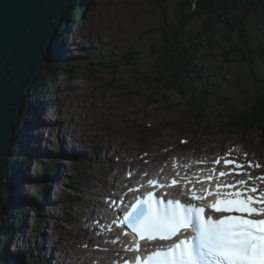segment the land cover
Segmentation results:
<instances>
[{
    "label": "rangeland",
    "instance_id": "rangeland-1",
    "mask_svg": "<svg viewBox=\"0 0 264 264\" xmlns=\"http://www.w3.org/2000/svg\"><path fill=\"white\" fill-rule=\"evenodd\" d=\"M92 1V8L86 11L85 20L70 23L69 33L59 36L62 37L59 38V43L78 49L81 46L94 49V61H98L100 55L97 54L101 51L102 58L112 67L97 78H89L91 75L87 74V69L91 61H84L83 55L79 57L80 60L76 58L69 64L70 61L63 63L65 69L74 67V72L61 75L62 72L58 73L56 70V78L50 82L47 80L42 92L31 95L39 101L37 109L31 103L28 118H32L33 112L39 110L36 115L39 121L35 118V123L32 124L33 120H30L27 131L15 134L20 137L17 145L28 147L29 152L26 153L32 155L38 151L27 144L36 142L38 138L37 146L42 149L46 143H50L48 148L54 154H49L48 158L38 157L41 160L38 165L34 162L28 163L24 169L27 173L25 176H21L20 172L16 173L15 193L20 199H24V204L19 201L13 203L18 211L9 210L10 217L3 223L4 226H9L7 231L10 232L2 246L6 248L9 257V260L3 257L5 264H19L14 259L15 255L18 259L22 258L21 264L45 263L55 256L59 257L57 249L65 243H72L73 234H86L88 238L94 235L86 230L90 224L87 218L94 217L91 209L103 199L101 194L108 192H97L95 187L101 190L100 179L103 174L112 182L111 175L118 172L113 163L117 159L113 156V142L118 145L117 148L124 147L125 144L128 151L137 145L141 147V151L143 148L152 147L161 154L165 153L164 158L155 162V168L162 166L159 162L162 159H173L178 154L196 153L200 159L216 160L217 156L239 151L241 156H248L253 161L248 163L249 166L259 165L255 167L264 177V135L253 130H234L228 133L222 130L230 119L229 113L240 115L244 102L253 99L254 79L248 73L249 70L254 68L264 81V58L246 61L241 55L226 54L229 48L221 35L212 43L218 60H212L210 55H206V59L198 63L196 74L200 82L197 87L199 94L181 96L173 91H164L151 86L148 81L154 74L157 57L151 53L152 46L159 45L164 27L175 25L179 17L172 0ZM157 2L166 9L165 13H162ZM247 20L250 22L246 29L253 37L254 47L259 45L258 48L264 50V26L255 17ZM201 22L200 19L190 22L184 29L186 34L196 33ZM222 34L238 40L236 33L223 31ZM257 37L262 43L257 41ZM205 53L206 51L203 52ZM219 55L226 56V61ZM230 61L232 66L224 64ZM91 69L92 67L89 68L90 72L93 71ZM74 77L79 80H73ZM239 80L245 81L244 84ZM53 89L55 94L46 97V100V92L50 93ZM43 100L47 101L45 109L40 105ZM198 108H203L204 113L196 114L194 110ZM45 111L48 116L44 115ZM36 124L39 126L37 129L34 126ZM61 141L64 143V151L58 147ZM74 142L81 144V148L76 145L79 150L77 153L83 152L85 158L75 163L73 160L63 162L62 168L52 165L59 160L58 155H64L63 152L69 150L67 144L71 146ZM161 143L168 147L162 149ZM105 149L108 152L103 154ZM12 153L16 157L11 155V159H23L22 154L16 151ZM92 154L94 158H91ZM102 156L104 163L95 164ZM88 158H91L90 163L87 162ZM125 162V169L130 170L128 160ZM216 162L220 164V161ZM58 168L62 169L61 172L53 177ZM45 169L47 175L43 178V173L40 175V172ZM100 169L103 170L102 173ZM200 169L203 170V167ZM126 170L123 171L124 177L128 176ZM33 174L40 175L38 183ZM146 174L151 175V172ZM48 189L49 195L46 196ZM33 194H38V200ZM12 197L11 195L10 199L14 200ZM45 198L47 199L44 204ZM31 202L35 203V209L41 215L38 222L34 220L36 215L30 212ZM5 211L4 209L1 213L2 217ZM15 213H22L23 220L20 228L11 231ZM60 238L63 240L61 245ZM50 242H53L51 247L56 243L53 255L49 248ZM18 245L22 248L18 249Z\"/></svg>",
    "mask_w": 264,
    "mask_h": 264
},
{
    "label": "trees",
    "instance_id": "trees-1",
    "mask_svg": "<svg viewBox=\"0 0 264 264\" xmlns=\"http://www.w3.org/2000/svg\"><path fill=\"white\" fill-rule=\"evenodd\" d=\"M171 2L175 4L174 6L179 17L175 25H166L164 27L160 36L161 41L159 45L157 46L154 44L152 46L151 53L157 55V57L154 65V74L149 81L147 80L151 86H155L164 91H173L181 96L199 94L197 87L200 82L196 74L198 72V63L206 59V55H210L212 60H218V54L215 53L216 48L212 43L216 37L221 35L229 48L226 54H231L232 56L241 55V58L246 61L253 60L254 58L258 60L264 58V50L258 48L259 45H255L254 47L253 37L246 29L248 26L247 24L250 22V20H247L249 17H255L264 26V0H172ZM92 3V0H85L84 5H79L67 10L63 22L58 29L56 39L62 38L59 36L67 35V26L70 25V23H76L72 19V15H74L76 21H84L86 11ZM157 4L160 6L162 13H165L166 9L161 6L160 2H157ZM164 18L167 20L166 15H164ZM199 19L202 21V24L199 26L198 31L187 35L184 30L185 27L190 22ZM245 20H247L246 26L244 24ZM223 31L231 32V34L236 33L238 40L224 36L222 34ZM257 41H260L258 37ZM82 51L84 55L83 60L88 62L91 61L89 68L92 67L93 71L90 72L89 68L87 69V74L91 75L89 78H97V76L109 70V67H112L111 64H107L105 59L102 58L101 51L100 54H97L98 56L100 55L99 58H102L100 61L99 58H97L98 61H94V49L85 48ZM204 51H206L205 54H203ZM219 56H222L225 59L222 60L226 61V56ZM57 63L58 62H52L46 65L45 68L47 69L41 71L37 82L25 92L21 116L19 122L15 124V134H20V131L24 130L25 118L28 117L29 105L32 103L30 100H34L33 96L42 92V87L47 80L52 81L56 78V70L58 73L61 72L59 67L60 65L63 67L64 64ZM224 64L228 67L232 66L231 61L225 62ZM74 71L75 68L70 67L65 69L64 73L70 74ZM248 73H250L251 76L253 75L254 79V98L251 101L246 100L244 102L241 107L242 110L240 115L234 112L229 113L230 119L228 123L222 127L225 133L234 130L235 132H239L240 130H253L255 132L260 131L264 134V81L254 68H251ZM73 80H79V78L74 77ZM239 81L243 82V84L245 82L243 80ZM55 92L56 91L53 89L51 94H55ZM45 95L47 97L51 96L50 93L47 92ZM33 104H35V102H33ZM37 105L38 102L36 101V106ZM194 111L196 114L204 113L203 108H198V110L195 109ZM16 137L17 135L11 140L10 147H15L14 150L17 153L20 152L24 154L26 152L25 150L21 151L19 147H16ZM14 150H11V155H13L12 152H15ZM3 160L2 169L0 171V236L3 237L0 239V264H5L6 260L3 259V257L8 256L5 247L2 248L7 241V237L3 235L1 230V219H3L1 213L4 209L7 210L14 207L13 203L17 202V198L14 200L10 199L12 195L11 187H16L15 177L16 173L20 170L19 164H15L16 162L14 159H10L9 162L7 159ZM13 164H15L16 167L14 170ZM25 165L24 163V168ZM43 171L44 172L41 171V173H47L45 172L46 170ZM30 209L32 213L36 215V219L34 218V220L38 222V217H41L40 213L34 208ZM14 215L15 224L12 228L16 229L21 225L23 214L15 213Z\"/></svg>",
    "mask_w": 264,
    "mask_h": 264
},
{
    "label": "snow or ice",
    "instance_id": "snow-or-ice-1",
    "mask_svg": "<svg viewBox=\"0 0 264 264\" xmlns=\"http://www.w3.org/2000/svg\"><path fill=\"white\" fill-rule=\"evenodd\" d=\"M249 179L264 182V177ZM237 183L246 185L244 180ZM241 195L237 191L234 198L209 205L215 212L228 213L218 219L205 215L203 207L178 200H154L151 192L145 199H138L123 221L139 237L135 250H139L140 240H171L189 229L194 236L157 248L143 260L137 256L135 264H264V190L252 187L250 191L245 189L246 199Z\"/></svg>",
    "mask_w": 264,
    "mask_h": 264
},
{
    "label": "bare ground",
    "instance_id": "bare-ground-1",
    "mask_svg": "<svg viewBox=\"0 0 264 264\" xmlns=\"http://www.w3.org/2000/svg\"><path fill=\"white\" fill-rule=\"evenodd\" d=\"M56 42L59 43V38H57ZM79 60H80V58H79ZM71 62H72V60L70 62H68V64L71 63ZM76 63H77V61H76ZM59 69L61 70L62 73H60V74L62 75L64 73L65 69H63L61 65H60ZM254 93H255V86L253 85V98H254ZM50 95L53 96V94H51V92H50ZM31 101H32L33 108L35 106V108L37 109L38 106H36V101H39V100H35L34 99V100H31ZM33 102H35V104H33ZM46 104H47V102L44 101V100L40 103L41 107L43 106L44 109L47 107V106H45ZM40 105H39V109H41ZM37 111H39V110H35L33 112L32 116H31V114H29L32 118L29 119L28 117H26V123H25V127H24L23 131H27L29 129L28 127L30 125L28 123H30V120H33V122H31L32 124L35 123L34 122L35 118H36V120H38V118L36 116L38 114ZM44 115L48 116L46 111L44 112ZM40 117H42L41 114H40ZM43 121H45L46 124H49V122L47 120L43 119ZM53 125L54 124H51V126H53ZM34 126H35V129H37V127H39L38 124H36ZM54 126H56V125H54ZM20 132H22V131H20ZM42 135H45V134L43 133ZM39 137L43 138L41 136H39ZM19 140H20V137H19ZM36 140H37L36 142L31 143V144H27V145L30 148H32L33 150L38 151V153H35V154H39V156H35L34 154L31 155V154H27L26 153V154H22L23 155V159H19L18 158L17 160H15L14 158H12V159H14L16 161L15 164H19L18 166H19L20 170L18 172L21 173V176L22 175L25 176L27 174L25 172V170H24L25 169L24 166H23L24 163L26 164L25 167H27L28 163H30V162H34L36 165H38V162L40 160L38 157L48 158L49 154H54L51 151V148H48L50 143H46L44 148L41 149L40 147L37 146V143H38L39 139L36 138ZM67 145L69 147V150L67 152H65V153L63 152L64 155H58L61 158L59 157V160H56L54 162L55 164L52 163V165H54L55 167L59 166V168L60 167L62 168L61 163H63V162L66 163V162H69V161L71 162L73 160L74 163H75L76 161H79L80 159H84L85 158L86 155L84 156L83 152H82V154H78L77 153V151H79V150L76 149V145L79 148H81L82 147L81 144H76L74 142L71 146H69V144H67ZM113 145H114V147H113V156H115V158L117 157V159H118V161H117V159H116V161L114 160L113 163L115 164V167L118 169V172H113V174L111 175V178L113 180L112 182L108 181V179L106 178L105 174H103V175L101 174L102 175L101 179H100L101 190H99L97 187H95L96 191L97 192L100 191L102 193L105 192V191H108L109 193L107 192L105 194H101L103 196V199H100L101 201L98 202L99 204L98 205H94L95 208L91 209L92 215L94 214V218L92 220L93 223H95L96 220H98L97 222H98V224H100L101 221L105 220L106 218H109V215H110L109 212L107 210H104V207L108 208V206H105L106 201L104 199H108L109 202H112V199H117L118 196H122V195H124V196L127 195L128 196V192H129L130 186L127 185V184H129L131 181H136V185L130 188L131 191H132V188H134V187H145V184L144 183H140V181H139V176L144 171L147 170L148 172H152L156 176V179H159L160 181H163V180L167 179V176H168L167 174H169L167 172L172 170L174 173H178V174L176 176H172L171 178H181L182 177L183 178L182 182L179 181L180 185H182V183L184 181H187V180L191 179L190 177L197 176V172L199 170V168H198L199 167V163H200L199 161H201V160H200V157H198L196 153L183 154V155L178 154V155H176L175 159L180 164H178L176 167H173V169H172V166L170 165L171 163H169L167 165H164L161 168L155 169V162L158 161L160 158H164L163 156H165V153L161 154V153H159V151H155L154 149H152V147L143 148L142 151H141V147H138L137 145L136 146L134 145L135 147H133V150L128 151V150H126V145L125 144H124V147H119V148H117L118 145L115 144L114 142H113ZM164 145H165V143H161L162 149H163V147L164 148L168 147V146H164ZM110 146H112V145H110ZM58 147H60V149L62 151H64V143L62 144V141L59 143ZM26 149L29 152L28 147ZM45 149L47 150V152L45 151ZM48 150H50L51 152L48 151ZM209 150H213V148H209ZM104 151L105 152H103V154L108 152L106 149ZM91 152H92V149H91ZM67 153H68V155H66ZM19 154L21 155L20 152H19ZM234 154L236 156H239L240 158H245L248 162H251V160H250V158L248 156H246V157L241 156V153L239 151H235ZM208 155H209V153H208ZM10 156H11V154L6 153V156H5L4 159H7V161L9 162V160L12 157V156L11 157ZM13 156L16 157V155H14V154H13ZM91 158H94V155L91 156ZM91 158H88L87 162L90 163L89 159H91ZM98 160L99 161H95L94 163L96 164V163L100 162V164H103L104 160H105L104 156L100 157ZM125 160H128V164L127 165L131 166L130 170H126L125 169V165H126ZM170 160H172V159H170ZM224 160H231L232 166L225 169V167H223L221 165V163H220L221 166L217 165L216 169L213 167V169L210 170V174L209 175L202 174V175H199L197 179L214 176V183L220 185V184H222L224 182V179H223V177L220 178V176L218 175V172H220L221 170H224L223 172H221V173H224L225 171L231 170L232 168L235 167L234 170H239V169L240 170L237 171L236 173H234V171L230 173V175L233 177L234 182H237L239 180H245L247 182V185L256 186L254 183L249 182V180H251L253 182H256L257 184H262L264 186V182H262L261 180L249 179V176H251L253 178H256V177L260 176V175H256V173L259 170H257L255 167L254 168L253 167L252 168L251 167L247 168L243 161L242 162H237V161H235L233 159V157L224 158ZM224 160H222V161H224ZM203 161H205V160H203ZM211 161L212 160L209 159L208 163L211 162ZM89 163L87 165H89ZM94 163H92V164H94ZM15 164L12 165L13 166V170L16 169ZM136 165H141V168L138 169L136 167ZM94 166H97V165H94ZM112 166L113 165H110V167H112ZM207 167L209 168V165ZM59 168L57 169V171L55 172L53 177H55L56 175H58L61 172L62 169L59 170ZM1 169H2V165H1L0 171H1ZM124 169L126 170V173L128 174L127 177L123 176V171H125ZM100 171H101V169H100ZM102 172H103V170L101 171V173ZM165 173H167V174L164 175ZM40 175H41V172H40ZM40 175L39 174H38V176L34 175L35 178H36L35 180L37 181V183L39 181L38 177H40ZM46 175H47L46 173H43L42 177L45 178ZM24 179H26V178H24ZM148 184L149 183H146L147 186H148ZM11 188H12V195H13L12 198L16 199L17 196L19 197V195H16V193H15V189L16 188L14 189L13 186ZM49 190L50 189L47 190L48 192L46 193V196L49 195ZM73 191H75V190H73ZM37 195L38 194H36V195L33 194V196H34V198H36V200H38V196ZM46 199L47 198H45V200L43 199L44 204L46 203ZM69 199H72V198L69 197ZM16 200H17V202L19 201V203L24 204V199L23 198L20 199V197H19ZM17 209L18 208H16L14 206V207H11L10 209L6 210L5 215L2 217L3 218L2 219V226H1L2 232L10 233L9 231H7L9 229V226L6 227V226L3 225V223H4V221H5V219L7 217H10L9 212L16 211ZM96 211H97V213H96ZM10 229H11V231H16L17 230V229H13V228H10ZM90 229L88 228L87 231L88 232L89 231L97 232V229H93L92 228L93 231L90 230ZM105 230H108V227ZM86 236H87L86 234H82L80 236H78V235L76 236V234H73V236H72L73 237V242L72 243L70 242L71 244L68 242L70 245L66 244V243L63 244V242H62L63 240L60 238V240H59L60 244L59 243L58 244L59 245L63 244V246L62 247L60 246L57 249L56 253L59 255V257L57 258L55 256V257H53V259L51 261H46L45 263L42 262L41 264H112V261H113L112 258H119V256L121 255V253L116 249V247H114V244H113L112 240H110L111 238H108L106 236V233H105V236H103V235H94V236H91V238H88ZM111 236H114V235H111ZM53 242H50V244H49V248L51 250L52 255L54 254V249L56 251V247H55L56 243H55L54 247H51V244ZM123 244L127 245L126 242H123ZM17 248L20 249L22 247L20 245H18ZM5 250H6V248H5ZM13 253H14V251H13ZM22 254H24V253H22ZM6 258H7V260H9L8 256ZM14 259L17 260L19 264L22 263V258L18 259L17 255L14 256ZM24 259H25V257H24Z\"/></svg>",
    "mask_w": 264,
    "mask_h": 264
},
{
    "label": "water",
    "instance_id": "water-1",
    "mask_svg": "<svg viewBox=\"0 0 264 264\" xmlns=\"http://www.w3.org/2000/svg\"><path fill=\"white\" fill-rule=\"evenodd\" d=\"M83 1L0 0V168L20 119L24 93L41 70L49 63L83 56L78 48L53 42L62 47L56 51L50 45L66 11Z\"/></svg>",
    "mask_w": 264,
    "mask_h": 264
}]
</instances>
